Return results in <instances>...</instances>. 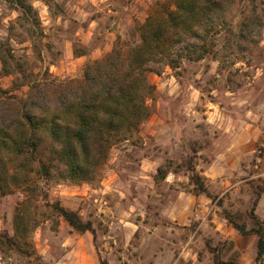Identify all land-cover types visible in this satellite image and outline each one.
Wrapping results in <instances>:
<instances>
[{"label": "rangeland", "instance_id": "1", "mask_svg": "<svg viewBox=\"0 0 264 264\" xmlns=\"http://www.w3.org/2000/svg\"><path fill=\"white\" fill-rule=\"evenodd\" d=\"M28 1L40 22L33 38L18 12L0 0V39L25 60L28 73L63 79L80 78L87 63L118 41L137 43V23L163 0ZM256 2L264 7V0ZM238 11H232L234 23ZM233 51L221 63L183 60L176 70L149 73L151 114L138 132L111 146L87 181L36 180L46 198L34 201L40 223L30 235L31 254L0 251V264H212L209 238L233 240L240 264H255V237L227 224L223 210L245 216L264 186V32L251 56L231 63ZM12 82L0 75L3 88L27 90ZM188 162L211 198L189 192ZM162 164L170 172L155 182ZM25 196L19 187L0 196V236L13 234L15 208ZM45 200L77 211L94 233L77 232L62 219L52 229V220L43 219Z\"/></svg>", "mask_w": 264, "mask_h": 264}, {"label": "trees", "instance_id": "2", "mask_svg": "<svg viewBox=\"0 0 264 264\" xmlns=\"http://www.w3.org/2000/svg\"><path fill=\"white\" fill-rule=\"evenodd\" d=\"M1 1L18 12L26 34L33 38L40 25L33 5L28 0ZM263 32L264 7H258L256 0H163L137 23V43L118 41L101 58L87 63L80 78L63 79L47 71L28 73L25 60L0 39V75L11 76L17 87L27 88L19 94L0 85V196L14 187L26 192L15 208L13 234L0 236V251L31 254L30 235L40 223L34 201L40 194L46 198L36 180L87 181L104 163L111 146L138 132L151 114L147 101L153 98L155 86L148 80L149 73L160 74L164 67L176 70L183 60L211 58L221 63L233 47L231 63H235L252 55ZM223 39L227 44L220 45ZM169 166L157 168L155 182L165 179ZM186 170L189 192L211 198L204 177L191 162ZM263 192L264 186L255 193L245 216L223 210L227 224L241 235L255 237V264L264 263V218L256 213ZM43 207V219L52 220V229L62 219L77 232L94 233L90 221L58 200H45ZM205 245L212 264H240L233 240L209 238ZM100 264L107 261L101 259Z\"/></svg>", "mask_w": 264, "mask_h": 264}, {"label": "crops", "instance_id": "3", "mask_svg": "<svg viewBox=\"0 0 264 264\" xmlns=\"http://www.w3.org/2000/svg\"><path fill=\"white\" fill-rule=\"evenodd\" d=\"M256 213L264 218V192L262 193V196L260 200L258 201L257 207H256Z\"/></svg>", "mask_w": 264, "mask_h": 264}]
</instances>
